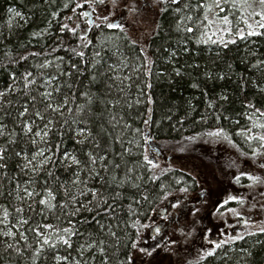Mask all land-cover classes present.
Instances as JSON below:
<instances>
[{
	"label": "snow or ice",
	"instance_id": "1",
	"mask_svg": "<svg viewBox=\"0 0 264 264\" xmlns=\"http://www.w3.org/2000/svg\"><path fill=\"white\" fill-rule=\"evenodd\" d=\"M32 2L44 17L26 40L13 44L35 12L8 7L6 30L0 26V264H174L201 213L220 222V238H211V228L203 234L198 264H252L255 245H233L264 235V221L229 206H245L248 198L229 194L213 201L214 174L201 183L191 172V184L161 196L152 186L159 184L153 149L142 146L156 143L154 82L171 86L187 77L188 86L207 97L209 112L201 120L220 121L231 119L219 111L230 97L208 90V82L235 77L252 125L236 133L248 146L240 155L264 169V122L257 123L264 109L248 98L249 90L264 97V58L249 49L239 73L225 59L239 41L254 45L252 38H264V0ZM193 44L218 47L214 66L202 68L194 58L181 63ZM141 106L143 127H134L130 113ZM207 135L232 143L222 127ZM242 178L252 182L244 185L249 189L264 184L242 169L233 180ZM249 195V212L258 205L264 210V202ZM165 222L175 225L170 234L160 227Z\"/></svg>",
	"mask_w": 264,
	"mask_h": 264
},
{
	"label": "rangeland",
	"instance_id": "2",
	"mask_svg": "<svg viewBox=\"0 0 264 264\" xmlns=\"http://www.w3.org/2000/svg\"><path fill=\"white\" fill-rule=\"evenodd\" d=\"M161 22L166 25V28H168L170 23L168 17H164ZM252 39L255 40L254 45L251 42L245 41H239L237 43L244 54H246L249 49L252 51L255 50L258 38ZM202 46L203 49H205L206 54L218 51V47L216 45ZM152 47L156 48V45L154 44ZM261 108L264 109V105H261ZM142 111H144V109H142ZM137 121L138 125L141 126L142 123H140L139 118ZM197 122L198 123L192 125L191 128L184 129V133L186 132L187 137H192V140L190 141L186 140V137L173 140V137L168 136L166 132H159L157 129H154L152 132L156 138V143L150 146L143 145L142 147L153 149L150 155L153 156L154 162L159 165L158 170L170 168L185 169L195 175L201 183H204L206 177L211 180V175L214 174L215 180L212 181L213 201L221 200L229 194L245 196L248 198L245 206H240L236 203H232L229 206L236 207L246 215H250L257 223L264 221V210H261L259 205L257 208L249 212L253 203L249 194H255L257 201L264 202V199L259 196L260 192H264V184L257 185L254 189H249L244 186L252 183L247 180V178H242L240 184H236L233 180L234 175L238 174V171L241 169L264 179V169H260L251 159L240 155L239 150L247 151L248 146L245 144L240 135H236L238 131L235 130H237L240 126H244L246 121L239 120V124H236L233 120L232 122H223L224 125L222 124V128L228 134L232 143H229L228 140L223 139L222 137L217 138L215 136L207 135L209 132H215L217 130L212 126L214 125L213 120L208 118L202 121L199 119ZM262 122H264V118L257 121V123ZM195 131L201 132L199 135H189V133H193ZM171 140L173 143L170 142ZM237 140L242 144L239 145L237 143L238 145H236L234 142H237ZM233 145H236V147ZM230 164H233V166L229 167ZM176 190L177 189H174L169 192L175 195ZM201 215L204 217L202 220H198L196 225L189 226L188 231H192L193 235L187 242L181 241L178 256L173 257L174 264H178L179 260H183L185 262L190 261L192 264H198L197 253L201 251L202 245L206 243L203 239V234L207 232L209 228L212 229V232L208 234L213 240L220 238L217 230V225H219L220 222L210 214L201 213ZM188 218L191 219V216L189 215ZM178 219L182 220L183 218L180 217ZM228 219L231 223H236V221L231 217H228ZM144 222L147 223L149 221L146 220ZM160 227L165 229V232L170 234L175 225H167L165 222L161 223ZM241 230L242 229L240 228L237 229V231ZM238 242H241L242 245H255L256 247L257 244H264V235L247 237L245 241ZM148 243H153V241L148 240ZM216 260L220 262L219 259Z\"/></svg>",
	"mask_w": 264,
	"mask_h": 264
},
{
	"label": "trees",
	"instance_id": "3",
	"mask_svg": "<svg viewBox=\"0 0 264 264\" xmlns=\"http://www.w3.org/2000/svg\"><path fill=\"white\" fill-rule=\"evenodd\" d=\"M36 4H39L40 0H35ZM8 7H16L18 10L22 11L26 15H31L32 12H35L34 21L30 25H26L24 28L19 29L16 32V35L13 37V44H16L18 41L23 42L28 38L29 33L36 28L37 25L42 26V20L44 17V10L40 8L37 10L32 0H0V26H4L6 30L5 21L8 18V14L6 12ZM22 23V22H21ZM165 27V35L164 39H167V28ZM97 36H100V33H97ZM163 40H158L157 44L162 43ZM156 45V44H155ZM192 54L191 56L183 55L180 57L181 63L188 62L191 63L194 58L197 63H200L202 68L205 64L208 66H214L212 64L213 59L216 57V52L211 54H206L205 49H203L202 45H191ZM200 49L199 55H197V49ZM227 51V57H225L227 63L233 64V70L236 72H244L245 65L241 63V59L245 58V54L239 47V45L230 46V50ZM256 52L257 57L264 58V38H258L256 48L254 50ZM63 55L62 52L58 53ZM162 54V53H161ZM163 55V54H162ZM220 64L221 68H224V64L217 61ZM195 76L196 73H193ZM2 83V81H0ZM190 81L188 78L177 79L172 82V85L169 86L167 82H154V94L156 97V104L154 105V114L153 120L156 122L152 125V130L157 129L159 132L163 131L170 137H173V140H177L178 138L182 139L187 137L186 132L184 133V129H189L197 121L201 119L202 116L208 115L209 110L207 109L206 100L207 97H204L201 94V91L192 89L189 87ZM203 87V85H202ZM208 90H212L214 93H219L221 91L226 92L230 100L227 104L224 105L223 109L219 111L223 113L224 116H230V120L221 119L217 121L214 116L209 115L208 118L214 121V128L223 127V122H235V120H245L246 123L244 126H240L235 131H242L246 127H251V122L246 119L244 110L241 108L240 99H237L240 96V92L236 87L235 77L232 78L231 81H216V82H208L207 86ZM135 94V93H134ZM248 98L252 99L257 107H261L264 105V97L254 94L253 90L248 91ZM190 102V103H189ZM143 107L135 108L131 111V115L136 118V124L134 127H143V125H138L137 119L138 113L142 112ZM167 115H171L172 119L169 121L165 117ZM183 121V123H181ZM224 125V124H223ZM201 131H195L190 134L199 135ZM183 133V134H182ZM243 140L244 137L240 136ZM173 143V141H170ZM234 142V141H233ZM236 145H241L242 143L238 140L234 142ZM238 143V144H237ZM153 145V144H148ZM70 146V145H69ZM156 175L159 177V184H153L152 186L156 188V191L159 195H163L165 191L169 192L174 189H178L179 187L185 186V184H191L192 180L188 175V171L180 168H170L169 171L158 170ZM65 179L63 175H61V180ZM176 181H180V184H176ZM159 185H163L161 188ZM158 202V201H157ZM240 247H250V245L244 244L241 242H236L234 248L238 250ZM257 248V250H256ZM257 253L256 259L252 262V264H264V244L258 245L253 249ZM199 263L204 264V262L200 261ZM209 264H220L218 260H210Z\"/></svg>",
	"mask_w": 264,
	"mask_h": 264
}]
</instances>
